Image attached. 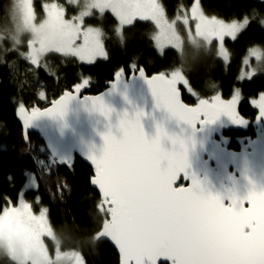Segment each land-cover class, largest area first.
I'll return each instance as SVG.
<instances>
[{
	"label": "trees",
	"instance_id": "obj_1",
	"mask_svg": "<svg viewBox=\"0 0 264 264\" xmlns=\"http://www.w3.org/2000/svg\"><path fill=\"white\" fill-rule=\"evenodd\" d=\"M194 0H160L168 19L174 18L182 8L188 9ZM52 2L61 6L67 17H74L82 7V1L34 0L37 20L43 16L42 6ZM202 11L230 22L245 15L256 19L234 41H226L229 53L225 65L211 46L208 50L184 43L181 52L166 49L162 55L154 47L155 28L151 21L135 20L117 37V22L110 12L91 11L84 25L101 30L102 43L107 58L92 64H81L74 57L49 53L42 65L33 66L19 58V52L10 51L8 40L0 45V211L7 199L15 202L25 184L24 172L33 174L35 191H26L25 200L37 201L48 209L47 218L61 251L78 250L85 264H118V257L110 245L98 241L96 235L106 219L97 193L90 187L92 169L77 157L60 164L46 151L39 136L31 133L25 143L16 111L19 107L44 108L64 91L88 79L84 93L96 95L122 68L125 75L143 67L147 75L173 70L182 72L187 85L198 96L182 90L183 101L192 105L199 99L219 94L229 98L237 89L240 94L238 110L243 118H251L254 111L250 101L264 93L262 62L250 60L257 70L249 81H240L248 51H264V0H200ZM9 0H0V25L6 17ZM25 50V49H24ZM246 72V71H245ZM43 98H39V94ZM197 98V99H195ZM251 109V110H250ZM241 136L239 131L230 133ZM0 264L12 262L0 248Z\"/></svg>",
	"mask_w": 264,
	"mask_h": 264
},
{
	"label": "snow or ice",
	"instance_id": "obj_2",
	"mask_svg": "<svg viewBox=\"0 0 264 264\" xmlns=\"http://www.w3.org/2000/svg\"><path fill=\"white\" fill-rule=\"evenodd\" d=\"M131 2L136 11L134 20H154L162 8L158 0ZM26 3L25 23L31 15L30 0H26ZM194 5L201 7L200 0H196ZM46 11L53 18L64 16V9L55 3L46 6ZM191 13L192 19H197L195 8H191ZM255 19V16L250 19L249 15H245L242 19L226 22L212 16L205 18L212 26L205 24L204 27L211 32L212 38L220 42L219 55L227 60L225 39L236 40L237 34ZM259 23L264 26V19ZM197 27L199 29L201 25L198 23ZM84 40L85 46L78 51L81 61L93 63L98 56L107 58L104 46L95 32L89 30L84 33ZM252 55L262 62L259 70L264 71V51L254 49ZM28 58L31 64H40L34 52H29ZM137 71L142 77L145 76L143 67H137ZM256 71L253 69L252 74ZM122 74L123 69L120 68L113 77L119 80ZM146 79L156 106L193 129L197 124L214 122L222 114L237 123L242 122L236 107L238 95L230 101H224L217 94L211 100L200 99L197 106L190 107L181 101L177 87L178 84H189L182 72H160ZM88 84V79H85L83 84L75 86L74 92H65L54 102L53 107L43 111L34 108L28 113L21 105L20 114L26 128L40 116L62 117L68 103ZM188 90L192 91L191 88ZM87 99L91 101L93 110L110 120L114 110L104 103L101 96ZM258 107L264 116V95L260 97ZM143 115L142 111H137L132 116L128 113L120 116L116 124L118 135L113 133L109 125V130L102 134L104 145L101 154L98 157L89 156L95 166V177L91 183L98 186L105 205H108L110 226L103 235L118 249L121 264H158L161 258L169 260L170 264H214L208 254V248L216 236L214 222L219 218L234 217L264 220V189L257 190L252 186L243 196L235 192L226 197L214 195L194 175L191 176L190 187H176L181 175L189 180L186 141L170 136L162 124H157L156 134L148 137L141 123ZM165 140L172 143L171 151L164 147ZM149 174L158 178L155 190L140 187L141 178ZM126 188H135L139 198L130 200L125 194ZM47 212L45 208L37 216L30 204L20 201L19 206H8L0 212V228H20L25 218L36 219L43 224L47 221ZM70 258L74 264H84L80 254H72Z\"/></svg>",
	"mask_w": 264,
	"mask_h": 264
},
{
	"label": "water",
	"instance_id": "obj_3",
	"mask_svg": "<svg viewBox=\"0 0 264 264\" xmlns=\"http://www.w3.org/2000/svg\"><path fill=\"white\" fill-rule=\"evenodd\" d=\"M28 51L32 52L30 44ZM152 75L154 74L147 75L145 72V76L142 77L137 70L128 76L123 73L119 80L113 77L105 85V89L96 95L85 94L84 87L68 103L62 117L40 116L27 128L20 114V108L16 111L25 143L28 142V135L34 133L39 136L48 154L56 158L60 164L68 160L72 164L77 157L92 169L89 184L97 193L106 214L96 238L110 245L118 257V264H121L118 249L103 235L110 226L108 205H105L98 186L91 183L95 177V166L89 156L98 157L101 154L104 145L102 134L109 130V125L113 133L118 135L116 124L124 113L132 116L135 112L142 111L144 115L141 117V123L148 137L156 134L157 124H162L170 136L174 135L186 141L189 180H185L181 175L175 184L176 187H190L191 176L194 175L203 187L214 195L226 197L229 193L235 192L243 196L252 186L257 190L264 189V131L260 130V126L254 139L240 146L239 151L228 150L223 134L235 129V121L222 114L214 122L197 124L193 129L185 122L171 117L162 108L156 106L146 79L147 76ZM75 86L64 91L44 108L37 106L23 108L28 113L34 108L41 111L49 109L65 92H74ZM177 87L180 99L185 103L182 90L179 85ZM95 96H101L104 103L114 110L110 120L93 110L91 101L87 97ZM199 100L194 105H187L195 107ZM164 147L169 151L173 149L172 143L168 140L164 141ZM157 179L155 175H146L141 178L140 187L145 190H155ZM125 194L133 201L139 198L135 188H126ZM213 227L216 236L208 248V254L214 264H264V220L254 217L219 218L214 222ZM158 264H170V261L161 258Z\"/></svg>",
	"mask_w": 264,
	"mask_h": 264
},
{
	"label": "rangeland",
	"instance_id": "obj_4",
	"mask_svg": "<svg viewBox=\"0 0 264 264\" xmlns=\"http://www.w3.org/2000/svg\"><path fill=\"white\" fill-rule=\"evenodd\" d=\"M70 1L74 3L82 1V7L76 16L69 18L66 16L64 10V16L62 18H53L47 14L46 6L54 3L47 2L42 6L43 16L41 19L37 20V13L33 8L34 0H30L31 15L28 22L25 23L24 9L28 7L26 0H9L7 15L0 25V45L2 44L1 40H8L10 51H18L19 58L30 65L33 64H31L28 58L29 44L32 46V52L40 59L39 65L43 64L45 56L49 53L74 57L81 64H92L81 61L78 56V51L85 46L84 33H87L89 30L95 32L98 40L102 43L101 30L97 27L84 25V19L90 16L91 11L95 10L99 13L110 12L117 22L115 29L117 37L122 36L123 29L132 24L136 15L135 6L131 0ZM158 2L160 3V0H158ZM195 2L196 0L193 1L192 6L188 9L182 8L181 12L172 19H168L161 8L156 18L154 20H149L153 23L155 28L153 35L154 47L159 55H162L166 49H173L176 52H181L184 43L205 50H208V48L212 46L216 56L226 65L229 60V53L227 60L219 55L220 42L212 38L211 32L207 27H204L205 24H208L209 27L212 26L210 21L205 20L206 17L211 18V16L205 15L201 7L194 5ZM191 8H195L197 17L195 20L192 19ZM198 23L201 25L199 29L197 27ZM240 33H238L237 36ZM226 41L233 40L231 38L225 39L224 47L227 50ZM253 50L248 51L242 59L243 63L246 60L247 63L246 67L243 69L242 76L239 78L240 81H249L253 76L252 71L255 67L250 63V60L252 58L253 60H257L255 56L252 55ZM98 59H104V57L98 56L95 58L94 62ZM170 73L171 71L166 74ZM178 85L184 89L186 94L193 95L194 92H190L188 86L183 84ZM237 95L239 103L240 94L237 89H235L231 97L227 99L220 97L224 101H230ZM262 95H264V93L258 94L251 100L250 103L252 106L250 107L256 106ZM213 97L204 99L211 100ZM39 98H43L42 93L39 94ZM24 176L25 184L18 198L15 202L7 199V204L3 205L0 212L8 206H19L20 201L30 204L33 213L37 216L40 214L41 210L45 209V207L39 206L36 200L33 203L25 200L23 195L26 191L36 190V181L33 174L30 172H24ZM0 248L7 257L16 264H74V261L70 258L71 255L80 254L78 250L61 251L59 249V245L51 231L48 218L43 224L36 219L25 218L20 228H0ZM80 256L82 257L81 254Z\"/></svg>",
	"mask_w": 264,
	"mask_h": 264
},
{
	"label": "flooded vegetation",
	"instance_id": "obj_5",
	"mask_svg": "<svg viewBox=\"0 0 264 264\" xmlns=\"http://www.w3.org/2000/svg\"><path fill=\"white\" fill-rule=\"evenodd\" d=\"M198 101V100H197ZM193 103L192 105L196 104ZM191 105V104H190ZM250 106H252L250 104ZM237 111L240 115V112ZM251 109L254 111V114L251 118H243L240 116L242 122L237 123L235 122V129L231 130L227 133H224V143L227 145V149L231 151H239L240 146L246 145L248 140L254 139L256 136V131L258 130V127L260 126V130L264 131V119L263 116L260 114V109L258 107V104L254 107H251ZM235 131H239L241 136H233L230 133H234Z\"/></svg>",
	"mask_w": 264,
	"mask_h": 264
},
{
	"label": "bare ground",
	"instance_id": "obj_6",
	"mask_svg": "<svg viewBox=\"0 0 264 264\" xmlns=\"http://www.w3.org/2000/svg\"><path fill=\"white\" fill-rule=\"evenodd\" d=\"M104 89H105V88H104ZM104 89H103V90H104ZM103 90H102V91H103ZM102 91H101V92H102ZM23 107H24V106H23ZM19 108H21V107H19ZM19 108H18V109H19ZM250 110H251V109H250Z\"/></svg>",
	"mask_w": 264,
	"mask_h": 264
}]
</instances>
